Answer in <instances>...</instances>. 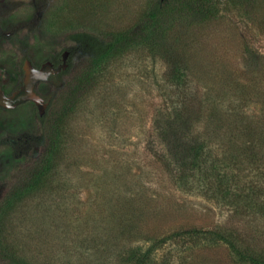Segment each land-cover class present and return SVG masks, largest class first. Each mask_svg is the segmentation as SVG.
Instances as JSON below:
<instances>
[{
	"label": "rangeland",
	"instance_id": "374dc122",
	"mask_svg": "<svg viewBox=\"0 0 264 264\" xmlns=\"http://www.w3.org/2000/svg\"><path fill=\"white\" fill-rule=\"evenodd\" d=\"M151 1L0 0V185L29 158L40 95L54 89L48 77L58 71L49 60L73 45L69 34L134 29ZM166 40L190 75L177 88L172 64L147 49L106 66L69 120L72 147L38 188L0 212L8 254L26 264H126L130 250L191 228L233 229L264 248L260 229L180 191L152 155L173 146L170 104L188 84L196 98L231 108L244 99L245 110L264 116V0H222L213 16L172 22ZM155 254L158 264H245L223 243L167 240Z\"/></svg>",
	"mask_w": 264,
	"mask_h": 264
},
{
	"label": "trees",
	"instance_id": "16d2710c",
	"mask_svg": "<svg viewBox=\"0 0 264 264\" xmlns=\"http://www.w3.org/2000/svg\"><path fill=\"white\" fill-rule=\"evenodd\" d=\"M221 1L152 0L142 24L134 29L71 32L68 38L73 45L49 60L58 69L48 77L54 89L40 95L45 110L36 114L39 133L27 141L29 158L11 181L1 184L0 212L38 188L42 179L54 170L57 156L61 157L67 146L72 147L69 120L78 104L97 86L102 70L114 59L137 49L160 53L172 64L174 85L180 87L181 76L190 75V68L174 56L172 44L166 40L167 31L172 22L183 18L215 15ZM63 64L65 67L60 68ZM240 87L235 88L246 90V86ZM183 91L185 96L170 104V123L179 125L169 132L172 133L169 143L173 146L168 151L155 148L152 155L162 161L180 191L200 196L219 208H229L245 218L248 225L255 226L257 232L260 229L264 233V116L245 110L244 99L231 108L232 105L226 106L220 100L194 97L190 84ZM211 108V114H207ZM242 237L241 232L233 229L229 232L182 229L146 250H130L122 260L126 264H158L156 248L172 240L196 246L223 243L241 263L264 264V248H257L255 239L250 240L255 244H245ZM0 264L26 263L8 254L0 243Z\"/></svg>",
	"mask_w": 264,
	"mask_h": 264
}]
</instances>
